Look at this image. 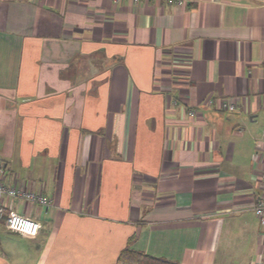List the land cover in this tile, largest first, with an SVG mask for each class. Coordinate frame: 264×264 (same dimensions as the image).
<instances>
[{
    "label": "crops",
    "instance_id": "0c3cea01",
    "mask_svg": "<svg viewBox=\"0 0 264 264\" xmlns=\"http://www.w3.org/2000/svg\"><path fill=\"white\" fill-rule=\"evenodd\" d=\"M183 1L0 0V264H264V0Z\"/></svg>",
    "mask_w": 264,
    "mask_h": 264
},
{
    "label": "built area",
    "instance_id": "2783aa9c",
    "mask_svg": "<svg viewBox=\"0 0 264 264\" xmlns=\"http://www.w3.org/2000/svg\"><path fill=\"white\" fill-rule=\"evenodd\" d=\"M168 1L174 2L176 5H181L184 2L183 0ZM220 104L228 111H233L235 109V104H233V102L230 100L222 101ZM189 115L194 116L193 111H190ZM259 177L263 183V191L260 199L255 202L256 204L253 207V212L261 219V221H264V169L261 171ZM3 198L6 200L20 199L41 205H50V199H47L46 196L33 191L7 186L0 181V222L3 223V226L11 231L30 236L37 235L42 226L41 222L19 214L12 208H9L10 206L5 201H3Z\"/></svg>",
    "mask_w": 264,
    "mask_h": 264
},
{
    "label": "trees",
    "instance_id": "16d2710c",
    "mask_svg": "<svg viewBox=\"0 0 264 264\" xmlns=\"http://www.w3.org/2000/svg\"><path fill=\"white\" fill-rule=\"evenodd\" d=\"M115 264H179L160 257L149 256L148 254L124 247Z\"/></svg>",
    "mask_w": 264,
    "mask_h": 264
}]
</instances>
